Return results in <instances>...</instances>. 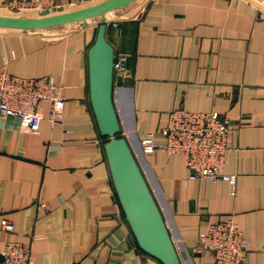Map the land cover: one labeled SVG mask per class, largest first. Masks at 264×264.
<instances>
[{"label": "crops", "instance_id": "0c3cea01", "mask_svg": "<svg viewBox=\"0 0 264 264\" xmlns=\"http://www.w3.org/2000/svg\"><path fill=\"white\" fill-rule=\"evenodd\" d=\"M103 18L114 55L127 58L126 77L113 80L118 137L126 139L176 251L186 255L180 264L203 263L207 255L195 239L230 217L244 232L248 264H264V10L248 0H134ZM100 22L0 28V72L50 77L65 98L53 125L45 103L36 131L12 117L0 123V252L18 242L35 264H141L149 257L125 220L107 138L89 101L87 53ZM178 108L215 111L227 121L223 171L237 175L234 196L225 181L184 183L190 171L182 155L143 151L147 133L154 143L165 141L161 129ZM3 220L13 232L1 230ZM119 237L124 250L114 256Z\"/></svg>", "mask_w": 264, "mask_h": 264}, {"label": "built area", "instance_id": "2783aa9c", "mask_svg": "<svg viewBox=\"0 0 264 264\" xmlns=\"http://www.w3.org/2000/svg\"><path fill=\"white\" fill-rule=\"evenodd\" d=\"M88 0H3V9L18 17L39 16L42 13H58L81 7ZM126 56L114 55L113 80L126 77ZM10 57L4 59L6 65ZM49 105L48 122L53 125L63 116L65 98L62 86L50 77H25L13 75L6 69L0 72V123L12 117L31 131L39 128L42 115L40 104ZM163 143H154L152 133L142 140L145 153L155 150L184 157L185 166L190 171L187 180L207 182L225 181L229 194L235 195L237 175L223 171L230 128L215 111L194 112L174 109L169 112L167 122L160 132ZM1 230L13 232L11 222L3 220ZM198 252L207 257L201 264H248V243L237 222L226 218L211 224L194 241ZM2 264H35L30 257V249L18 242H7L0 252ZM141 264H161L148 257Z\"/></svg>", "mask_w": 264, "mask_h": 264}, {"label": "water", "instance_id": "95a60500", "mask_svg": "<svg viewBox=\"0 0 264 264\" xmlns=\"http://www.w3.org/2000/svg\"><path fill=\"white\" fill-rule=\"evenodd\" d=\"M134 0H104L95 5L75 10L42 13L39 16L14 17L0 15V28L30 31L50 27L85 22L101 16L95 40L88 49L89 101L100 134L107 138L104 151L110 169L113 185L121 205L125 220L138 247L149 257L161 264H180L183 253L179 255L170 238L159 208L142 175L136 159L126 141L118 137L119 121L113 105V62L114 50L106 41L107 24L104 14L121 8ZM264 10V5L248 0ZM120 244L113 242L117 250L114 256L123 252ZM112 263H119L112 260Z\"/></svg>", "mask_w": 264, "mask_h": 264}, {"label": "rangeland", "instance_id": "374dc122", "mask_svg": "<svg viewBox=\"0 0 264 264\" xmlns=\"http://www.w3.org/2000/svg\"><path fill=\"white\" fill-rule=\"evenodd\" d=\"M85 5H86V4H85ZM85 5H82V8H83ZM79 8H81V7H79ZM0 15H6V16H14V17H18V16H16V15H12V14L8 13L5 9L0 10Z\"/></svg>", "mask_w": 264, "mask_h": 264}]
</instances>
